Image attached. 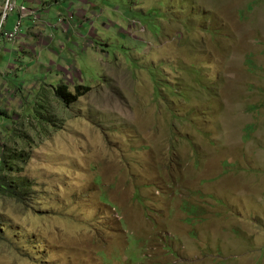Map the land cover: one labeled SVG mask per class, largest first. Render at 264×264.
Segmentation results:
<instances>
[{"label": "rangeland", "instance_id": "rangeland-1", "mask_svg": "<svg viewBox=\"0 0 264 264\" xmlns=\"http://www.w3.org/2000/svg\"><path fill=\"white\" fill-rule=\"evenodd\" d=\"M10 1L0 264H264V0Z\"/></svg>", "mask_w": 264, "mask_h": 264}, {"label": "trees", "instance_id": "trees-1", "mask_svg": "<svg viewBox=\"0 0 264 264\" xmlns=\"http://www.w3.org/2000/svg\"><path fill=\"white\" fill-rule=\"evenodd\" d=\"M248 62H251V64L254 65L251 56H248L247 64ZM62 87L66 92L60 91V89H55V91L62 101L68 102V87L66 85H62ZM246 127L248 128V126ZM18 150L16 143L8 149L4 147L3 150H0V194L4 193L12 199L18 198L23 201L24 196L28 194V191L32 190V184L29 178L16 174V172L21 173L19 170V164L26 163L29 158V155L26 157L24 155V152L26 151L25 148H22L21 151Z\"/></svg>", "mask_w": 264, "mask_h": 264}, {"label": "built area", "instance_id": "built-area-1", "mask_svg": "<svg viewBox=\"0 0 264 264\" xmlns=\"http://www.w3.org/2000/svg\"><path fill=\"white\" fill-rule=\"evenodd\" d=\"M14 8H15V2H11L10 0H8L6 7H5V10L3 11L2 19L0 21V28L3 25V22L7 18L8 14L10 12H12L14 10ZM16 29H17V27H16ZM4 36L9 38V39H12V37H11L12 35H8L7 33H4Z\"/></svg>", "mask_w": 264, "mask_h": 264}, {"label": "crops", "instance_id": "crops-1", "mask_svg": "<svg viewBox=\"0 0 264 264\" xmlns=\"http://www.w3.org/2000/svg\"><path fill=\"white\" fill-rule=\"evenodd\" d=\"M33 1V4H34V7L38 9V13L39 12V5H40V0H32ZM42 12L44 11V6L42 5V8L40 9ZM32 11V10H31Z\"/></svg>", "mask_w": 264, "mask_h": 264}, {"label": "clouds", "instance_id": "clouds-1", "mask_svg": "<svg viewBox=\"0 0 264 264\" xmlns=\"http://www.w3.org/2000/svg\"><path fill=\"white\" fill-rule=\"evenodd\" d=\"M248 126V125H247ZM244 131H246V127L244 128ZM254 132V131H253ZM244 137H247L245 134H244ZM248 138V137H247ZM251 137H249V139H250Z\"/></svg>", "mask_w": 264, "mask_h": 264}]
</instances>
